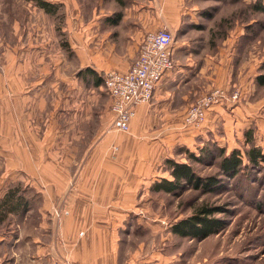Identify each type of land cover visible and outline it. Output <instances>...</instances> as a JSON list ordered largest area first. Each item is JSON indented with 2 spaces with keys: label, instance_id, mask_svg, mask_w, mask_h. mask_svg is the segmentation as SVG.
I'll return each mask as SVG.
<instances>
[{
  "label": "rangeland",
  "instance_id": "obj_1",
  "mask_svg": "<svg viewBox=\"0 0 264 264\" xmlns=\"http://www.w3.org/2000/svg\"><path fill=\"white\" fill-rule=\"evenodd\" d=\"M45 1L55 5L56 14L46 13L34 1L0 0V170L8 154L21 157L20 162L24 163L25 149L36 158H43L45 163L49 152L69 151L72 155V144H60L53 138L71 131L67 125L77 119L81 140L74 147L82 165L88 152L100 149L105 133L121 135L113 145V150L119 147V152L109 153L114 160L128 140L130 130L120 132L112 125L104 75L95 76L90 70L78 72L77 57L93 54L80 46V37L76 40L73 36H80L92 7L121 10L130 0ZM201 2L212 9L202 13L206 23L196 26L202 30L196 35H206L208 42L202 48H192V52L194 58L201 59L207 74L190 80L182 91L190 89L197 94L193 104L216 88L229 94L237 91L239 99L225 102L221 107L229 113L238 106L241 110L242 106L250 108L252 117L244 125H236L235 117L240 110L232 115L235 121L230 130L220 126L216 133L198 134L189 143L173 142L155 151L153 167L147 164L145 168L150 176L145 179L138 203L121 223L114 224L118 264H264V162L252 166L246 158L252 145L264 153V86L257 81L264 75V0ZM164 8L162 5L161 16ZM179 38L182 34L176 37ZM217 65L218 72H214ZM15 71L23 79L26 72L43 79L47 91L42 96L45 100L42 106L25 101L24 95L15 97L10 81V74ZM99 78L101 85L96 86ZM244 117H248V112ZM206 119L205 116L199 126L186 125L185 119L184 124L199 129ZM154 129L150 124L147 135ZM203 148L211 155L201 156ZM222 148L226 155L237 150L243 157V168L233 178L220 167ZM136 152L141 153L137 149ZM125 153L132 154V149ZM190 153L203 160L188 161ZM167 159L191 164L199 177L204 180L213 177L218 183L210 192L184 184L174 194L153 193L154 182L172 179L165 163ZM11 183L23 186L25 181L20 178ZM202 207L216 210L212 217L221 222L218 233L200 240L181 237L172 231L173 225L196 215Z\"/></svg>",
  "mask_w": 264,
  "mask_h": 264
},
{
  "label": "crops",
  "instance_id": "obj_2",
  "mask_svg": "<svg viewBox=\"0 0 264 264\" xmlns=\"http://www.w3.org/2000/svg\"><path fill=\"white\" fill-rule=\"evenodd\" d=\"M201 3V0H130L121 10L98 6L90 9L80 36L73 38L80 37V46L90 49L94 57L90 54L87 58L77 57L78 72L88 69L100 77L110 71H129L146 33L162 28H168L175 36V68L156 87L152 102L136 108L128 140L120 145L122 153L116 155V160L109 153L114 140L121 135L109 132L101 137L100 149L88 152L81 164L74 147L81 140L78 119L67 125L71 131L53 138L60 144H72V155L69 151L49 152L45 163L25 149L21 163V157L8 154L0 170V264H50L55 260L118 264L114 224L121 223L138 203L145 179L150 176L145 168L147 164L153 167L155 151L173 142L189 143L198 134L214 132L220 126L230 130L235 118L236 125L251 120L250 108L242 106L241 110L238 106L229 113L219 105L207 112L206 126L193 130L184 124L197 94L182 89L190 80L207 74L201 59L194 58L192 52V48H202L208 42L206 35H196L202 31L196 26L206 23L202 13L212 9ZM118 15L121 18L116 23ZM179 34L182 38L176 39ZM217 67L214 72H218ZM24 74V79L19 71L10 74L11 90L15 97L24 95L25 101L42 106L45 102L42 96L47 91L43 79ZM240 110L233 119L232 115ZM247 112L248 117H244ZM150 124L155 129L148 136ZM130 149L132 154L127 156L125 151ZM20 178L25 181L23 186L11 183ZM10 190H17L20 200L9 205L13 211L4 212L1 203ZM56 211L62 213L61 217L55 215Z\"/></svg>",
  "mask_w": 264,
  "mask_h": 264
},
{
  "label": "built area",
  "instance_id": "obj_3",
  "mask_svg": "<svg viewBox=\"0 0 264 264\" xmlns=\"http://www.w3.org/2000/svg\"><path fill=\"white\" fill-rule=\"evenodd\" d=\"M174 43V33L168 28L149 31L144 36L137 59L129 71H110L104 74V87L110 99L114 129L128 132L136 108L149 103L164 76L174 70ZM238 99L237 91L229 94L225 89L216 88L196 100L188 110L185 123L199 126L204 122L209 109ZM114 151H117V147ZM55 215L59 218L62 213L56 211ZM50 264L72 263L68 260H55Z\"/></svg>",
  "mask_w": 264,
  "mask_h": 264
},
{
  "label": "trees",
  "instance_id": "obj_4",
  "mask_svg": "<svg viewBox=\"0 0 264 264\" xmlns=\"http://www.w3.org/2000/svg\"><path fill=\"white\" fill-rule=\"evenodd\" d=\"M34 1L36 5L43 9L48 14H56L57 9L54 4L45 0H27ZM120 15L117 16L116 23L120 20ZM115 22V21H114ZM88 71V69H87ZM94 74V73H93ZM95 75V74H94ZM93 75V76H94ZM96 76V75H95ZM104 79V78H103ZM257 81L260 85L264 86V75L259 76ZM96 86L101 85L100 78L95 82ZM251 142V139H248ZM222 157L220 167L222 171L229 177H235L238 175L243 168V157L240 152L233 150L229 155H226L225 149H219ZM201 156L211 155L207 149H201ZM246 158L251 163L252 166H259L264 162V153L258 147L251 146V148L246 152ZM202 161V157H197L193 153L188 156V161ZM165 163L168 166L172 179H161L160 181L154 182L151 186V191L153 193H169L174 194L177 190L183 188L185 184L196 190H204L210 192L214 190L218 180L210 177L207 179H202L194 171L191 164L180 163L173 159H167ZM17 190H10L6 196L3 198L1 206L4 212L13 211L14 208L9 205L14 201H19L20 197L17 195ZM215 209L202 207L200 211L191 217L181 220L172 227V231L181 236L189 237L193 239H206L209 236L218 233L220 229V220L214 218Z\"/></svg>",
  "mask_w": 264,
  "mask_h": 264
}]
</instances>
